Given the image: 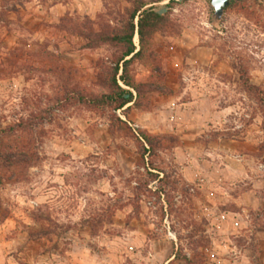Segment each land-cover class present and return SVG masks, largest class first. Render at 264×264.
I'll use <instances>...</instances> for the list:
<instances>
[{
    "label": "rangeland",
    "instance_id": "374dc122",
    "mask_svg": "<svg viewBox=\"0 0 264 264\" xmlns=\"http://www.w3.org/2000/svg\"><path fill=\"white\" fill-rule=\"evenodd\" d=\"M135 1L0 0V264H264V0H144L134 104L80 100Z\"/></svg>",
    "mask_w": 264,
    "mask_h": 264
},
{
    "label": "trees",
    "instance_id": "16d2710c",
    "mask_svg": "<svg viewBox=\"0 0 264 264\" xmlns=\"http://www.w3.org/2000/svg\"><path fill=\"white\" fill-rule=\"evenodd\" d=\"M232 1L230 0L228 5ZM175 3L177 1L169 0L167 7ZM148 4L149 2L144 0H136L133 7L128 9L126 17L122 20L118 28L99 35L98 40L100 42L107 43L118 49V54L111 60L112 66L108 67L106 73L105 80H107L106 87L108 91L98 96L79 98L80 100L96 106H110L114 110L123 109L129 104H134L132 90H136L137 85L131 74L132 64L142 58L145 46L149 43L153 33L159 30L167 21L166 14H160L152 6L145 7ZM135 35L138 37L139 47H136L134 43ZM238 72L243 86L247 91L254 93L257 101L264 107L263 91L256 85L251 84L243 68H239ZM140 136L147 145L152 146L149 136L143 133ZM149 152V150H144V154ZM174 257L177 259L181 257L184 264H189V259L181 256L177 251H175Z\"/></svg>",
    "mask_w": 264,
    "mask_h": 264
},
{
    "label": "water",
    "instance_id": "95a60500",
    "mask_svg": "<svg viewBox=\"0 0 264 264\" xmlns=\"http://www.w3.org/2000/svg\"><path fill=\"white\" fill-rule=\"evenodd\" d=\"M230 0H210V4L213 8L212 21L217 22L221 19L225 8L228 6Z\"/></svg>",
    "mask_w": 264,
    "mask_h": 264
},
{
    "label": "built area",
    "instance_id": "2783aa9c",
    "mask_svg": "<svg viewBox=\"0 0 264 264\" xmlns=\"http://www.w3.org/2000/svg\"><path fill=\"white\" fill-rule=\"evenodd\" d=\"M135 38H136V35H135V37H134V40H135Z\"/></svg>",
    "mask_w": 264,
    "mask_h": 264
}]
</instances>
